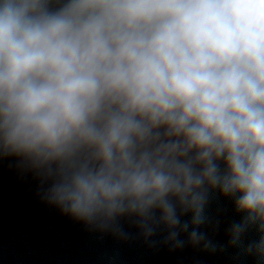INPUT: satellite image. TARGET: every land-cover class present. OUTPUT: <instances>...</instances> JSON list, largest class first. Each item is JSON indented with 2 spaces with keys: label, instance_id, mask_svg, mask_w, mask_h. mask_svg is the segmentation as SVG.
Masks as SVG:
<instances>
[{
  "label": "clouds",
  "instance_id": "9594fccd",
  "mask_svg": "<svg viewBox=\"0 0 264 264\" xmlns=\"http://www.w3.org/2000/svg\"><path fill=\"white\" fill-rule=\"evenodd\" d=\"M9 157L61 214L173 250L215 252L227 200L264 264V0H0Z\"/></svg>",
  "mask_w": 264,
  "mask_h": 264
},
{
  "label": "water",
  "instance_id": "95a60500",
  "mask_svg": "<svg viewBox=\"0 0 264 264\" xmlns=\"http://www.w3.org/2000/svg\"><path fill=\"white\" fill-rule=\"evenodd\" d=\"M40 180L15 158L0 159V264H17L50 206Z\"/></svg>",
  "mask_w": 264,
  "mask_h": 264
}]
</instances>
